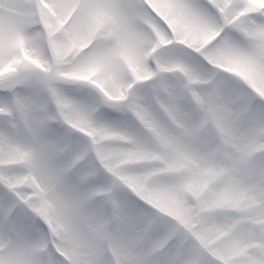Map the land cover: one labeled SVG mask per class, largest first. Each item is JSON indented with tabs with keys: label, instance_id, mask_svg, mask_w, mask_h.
Wrapping results in <instances>:
<instances>
[{
	"label": "snow or ice",
	"instance_id": "1",
	"mask_svg": "<svg viewBox=\"0 0 264 264\" xmlns=\"http://www.w3.org/2000/svg\"><path fill=\"white\" fill-rule=\"evenodd\" d=\"M0 264H264V0H0Z\"/></svg>",
	"mask_w": 264,
	"mask_h": 264
}]
</instances>
